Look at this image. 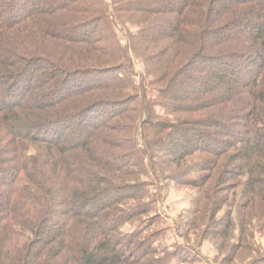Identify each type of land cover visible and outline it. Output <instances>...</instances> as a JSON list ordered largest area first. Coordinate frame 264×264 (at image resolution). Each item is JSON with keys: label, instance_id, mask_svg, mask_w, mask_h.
Wrapping results in <instances>:
<instances>
[{"label": "trees", "instance_id": "obj_1", "mask_svg": "<svg viewBox=\"0 0 264 264\" xmlns=\"http://www.w3.org/2000/svg\"><path fill=\"white\" fill-rule=\"evenodd\" d=\"M256 233L264 0H0V264H264Z\"/></svg>", "mask_w": 264, "mask_h": 264}, {"label": "rangeland", "instance_id": "obj_2", "mask_svg": "<svg viewBox=\"0 0 264 264\" xmlns=\"http://www.w3.org/2000/svg\"><path fill=\"white\" fill-rule=\"evenodd\" d=\"M107 1L111 2L112 0ZM137 69L140 71L142 69V65L138 66ZM154 96V93L149 95L150 98H154ZM192 196L193 192L188 189H176L175 187H171L167 192V197L161 207V212L167 217V223L170 225L167 235L163 238V241L169 247H172L177 242H181V240H178L176 237L174 223L179 219L181 214L189 209ZM135 230L136 226L129 225L126 227L125 232H134ZM255 242L264 250V234L260 235L256 233L253 243ZM201 252L204 258L202 261L194 264H221V260L224 258V256H219L215 244H211L209 242H205L203 244ZM174 264L180 263L175 262Z\"/></svg>", "mask_w": 264, "mask_h": 264}]
</instances>
